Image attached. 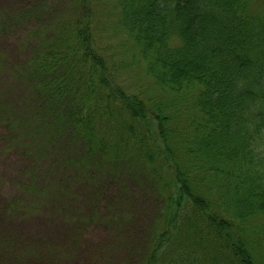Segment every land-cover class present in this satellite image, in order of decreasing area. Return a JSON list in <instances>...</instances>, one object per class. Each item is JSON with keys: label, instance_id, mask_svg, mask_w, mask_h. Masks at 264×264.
<instances>
[{"label": "trees", "instance_id": "16d2710c", "mask_svg": "<svg viewBox=\"0 0 264 264\" xmlns=\"http://www.w3.org/2000/svg\"><path fill=\"white\" fill-rule=\"evenodd\" d=\"M111 1L141 89L108 66L89 0L25 63L50 111L85 142L75 164L86 168L96 154L134 159L155 181L163 203L140 264H264V8L253 13L259 0ZM8 121L18 129V119Z\"/></svg>", "mask_w": 264, "mask_h": 264}, {"label": "rangeland", "instance_id": "374dc122", "mask_svg": "<svg viewBox=\"0 0 264 264\" xmlns=\"http://www.w3.org/2000/svg\"><path fill=\"white\" fill-rule=\"evenodd\" d=\"M258 3L252 11L260 15L264 1ZM89 5L108 66L117 65L123 85L141 89L138 61L114 25L116 4ZM82 6V0H0V264H140L148 251L163 203L155 181L134 159L108 162L96 154L86 168L77 166L85 142L60 124L24 73L25 63L72 22L73 7L81 17ZM58 107L72 109L66 99ZM74 218L89 220L76 225Z\"/></svg>", "mask_w": 264, "mask_h": 264}]
</instances>
